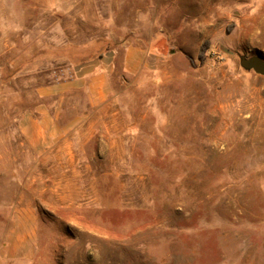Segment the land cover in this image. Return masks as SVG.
<instances>
[{
    "label": "rangeland",
    "instance_id": "rangeland-1",
    "mask_svg": "<svg viewBox=\"0 0 264 264\" xmlns=\"http://www.w3.org/2000/svg\"><path fill=\"white\" fill-rule=\"evenodd\" d=\"M127 41L156 47L133 72L119 49L121 148L99 174L40 162V90ZM240 56L264 59V0H0V264H264V76Z\"/></svg>",
    "mask_w": 264,
    "mask_h": 264
},
{
    "label": "crops",
    "instance_id": "crops-1",
    "mask_svg": "<svg viewBox=\"0 0 264 264\" xmlns=\"http://www.w3.org/2000/svg\"><path fill=\"white\" fill-rule=\"evenodd\" d=\"M155 47L127 41L79 66L76 77L42 88L39 105L21 121L22 134L39 161L72 166L75 175L99 174L94 164L105 161L106 145L121 148L131 128L113 87L119 49L124 48L125 70L133 72L148 66ZM80 164L86 166L84 172Z\"/></svg>",
    "mask_w": 264,
    "mask_h": 264
},
{
    "label": "water",
    "instance_id": "water-1",
    "mask_svg": "<svg viewBox=\"0 0 264 264\" xmlns=\"http://www.w3.org/2000/svg\"><path fill=\"white\" fill-rule=\"evenodd\" d=\"M240 65L247 71H255L257 74L264 76V59L260 56L248 58L240 56Z\"/></svg>",
    "mask_w": 264,
    "mask_h": 264
}]
</instances>
